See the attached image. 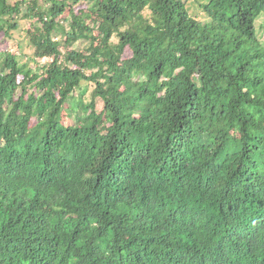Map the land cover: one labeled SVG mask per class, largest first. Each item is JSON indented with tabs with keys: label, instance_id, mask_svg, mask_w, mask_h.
<instances>
[{
	"label": "trees",
	"instance_id": "16d2710c",
	"mask_svg": "<svg viewBox=\"0 0 264 264\" xmlns=\"http://www.w3.org/2000/svg\"><path fill=\"white\" fill-rule=\"evenodd\" d=\"M201 7L0 0V264H264V0Z\"/></svg>",
	"mask_w": 264,
	"mask_h": 264
},
{
	"label": "rangeland",
	"instance_id": "374dc122",
	"mask_svg": "<svg viewBox=\"0 0 264 264\" xmlns=\"http://www.w3.org/2000/svg\"><path fill=\"white\" fill-rule=\"evenodd\" d=\"M15 1V0H14ZM206 0H187V6L191 14L197 16L201 20L206 19V14L203 12L201 4ZM79 8H87L86 3H81L78 5ZM35 22V19L23 18L20 19V27L18 29L12 30L9 33L2 32L0 34V52L7 50L13 51L18 54V59L21 64L28 65L35 68L37 63L35 61L34 48L29 43V29L32 28V23ZM258 33L260 40L264 43V17L260 18L258 21ZM56 39H59L60 35ZM65 39V37L63 38ZM118 38H114V41H117ZM86 40H79L71 46L64 45L61 47L63 56L68 50L79 49L82 50L87 44ZM129 55V52L127 53ZM40 64H45L52 62V58L45 57L37 61ZM78 99L84 100V102H90L94 97V85L88 84V82H82L81 88L77 90L76 94ZM103 106L101 100L97 101V107L100 110Z\"/></svg>",
	"mask_w": 264,
	"mask_h": 264
}]
</instances>
